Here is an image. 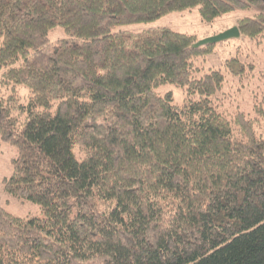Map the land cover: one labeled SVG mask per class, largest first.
Listing matches in <instances>:
<instances>
[{
  "label": "trees",
  "instance_id": "obj_1",
  "mask_svg": "<svg viewBox=\"0 0 264 264\" xmlns=\"http://www.w3.org/2000/svg\"><path fill=\"white\" fill-rule=\"evenodd\" d=\"M195 8L264 34V0H0L2 182L43 213L0 206V264H264V100L255 117L214 104L256 65L205 70L194 34L115 31Z\"/></svg>",
  "mask_w": 264,
  "mask_h": 264
},
{
  "label": "rangeland",
  "instance_id": "obj_2",
  "mask_svg": "<svg viewBox=\"0 0 264 264\" xmlns=\"http://www.w3.org/2000/svg\"><path fill=\"white\" fill-rule=\"evenodd\" d=\"M245 12L242 9H235L231 13L207 23L201 20L198 10L192 9L182 12H173L150 23H137L117 27V32L141 33L148 29L170 28L172 30L194 34L197 41H202L224 32L243 17ZM234 27V26H233ZM64 37L61 28H56L49 33L51 41ZM212 54L201 57L198 65L205 70L218 66L228 58L238 56L243 61L252 62L256 65L255 77L249 73L243 80L227 75L229 83L226 84L225 92L215 99L214 104L218 111L233 117L237 112H245L251 117L257 115L255 106L264 100V34L258 39H251L246 36L230 38L215 44ZM2 72H0L1 78ZM250 75V76H249ZM160 93L172 92L175 103L180 104L185 97L183 89L173 84H165L159 90ZM261 131L264 121L259 119ZM16 156V149L0 139V206L6 208L11 214L23 219L42 218L43 213L40 206L25 199H19L9 194L3 185V179L11 175V160Z\"/></svg>",
  "mask_w": 264,
  "mask_h": 264
},
{
  "label": "water",
  "instance_id": "obj_3",
  "mask_svg": "<svg viewBox=\"0 0 264 264\" xmlns=\"http://www.w3.org/2000/svg\"><path fill=\"white\" fill-rule=\"evenodd\" d=\"M240 36V31L237 26H234L230 29L225 30L224 32L215 35L213 37L207 38L205 40L199 41L195 47H200L203 45L215 44L224 40H228L230 38H235Z\"/></svg>",
  "mask_w": 264,
  "mask_h": 264
},
{
  "label": "crops",
  "instance_id": "obj_4",
  "mask_svg": "<svg viewBox=\"0 0 264 264\" xmlns=\"http://www.w3.org/2000/svg\"><path fill=\"white\" fill-rule=\"evenodd\" d=\"M233 26H236V23H235ZM233 26H232V27H233Z\"/></svg>",
  "mask_w": 264,
  "mask_h": 264
}]
</instances>
